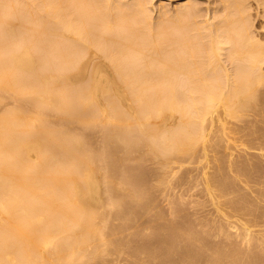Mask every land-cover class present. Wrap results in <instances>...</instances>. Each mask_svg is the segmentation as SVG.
<instances>
[{"label":"bare ground","instance_id":"1","mask_svg":"<svg viewBox=\"0 0 264 264\" xmlns=\"http://www.w3.org/2000/svg\"><path fill=\"white\" fill-rule=\"evenodd\" d=\"M167 1L178 5L0 0V264H94L122 248L149 258L145 264H173L179 249L192 261L208 254L195 241L202 237L175 221L163 224L158 246L139 230L145 238L139 232L132 241L128 233L118 238L130 228V211L124 216L114 207L136 203L135 213L143 206L137 199L149 181L139 163L147 145L162 157L154 156L163 170L206 145L211 134L203 125L215 116L223 126L248 112L264 126V0H255L263 9L247 0H210L206 9L198 0ZM252 6L261 9L255 16ZM257 16L262 19L254 25ZM91 125L99 134H78ZM217 136L209 139L212 151L221 146ZM249 167L235 172L249 177ZM223 176L217 185L234 188ZM160 178L158 185L167 181ZM105 212L111 220L100 217ZM233 245L214 253L244 264ZM247 255L248 264H264V256Z\"/></svg>","mask_w":264,"mask_h":264},{"label":"rangeland","instance_id":"2","mask_svg":"<svg viewBox=\"0 0 264 264\" xmlns=\"http://www.w3.org/2000/svg\"><path fill=\"white\" fill-rule=\"evenodd\" d=\"M193 1L196 2V0H193ZM198 1H200V2H198ZM198 1L197 2L199 4V6L202 7V9H206L207 7H209L211 5V1H213V0H211V1L210 0H198ZM201 1H202V3H201ZM204 1H206V2H204ZM247 1L250 2V3L248 2L249 5H247L248 3L246 2L247 6H251L252 3L255 4V0H247ZM160 2H162V0H158V1L152 0V3L155 6H157L158 5L157 3H160ZM163 3L167 6L170 5V7H176V5H178L177 3H171L170 4L167 0H163ZM172 4H174V5L172 6ZM257 4L259 5L258 6L259 8L262 5V4L260 5L258 1L255 5H257ZM252 7H254V8L250 9V13L254 15L255 12L256 13L258 12L257 9H259V8L255 7V6H252ZM248 8H250V7H248ZM261 9H263V8L261 7ZM261 9H259V11ZM259 18H261V17H258V16H257V18L254 17V19H255L254 25L259 24V22L262 19L261 18L259 20ZM12 101H11V99H8V98L3 100L4 105H7L6 107H10L11 104L13 105ZM219 114H221V115H219ZM246 114H245L246 116L244 115L240 120H236V121L234 120L233 122H229L227 120V122L229 124L227 122H225V119L223 118L224 119L223 120L224 125L222 124L223 126H219L218 120L215 118L216 116L214 117V119H216L217 122L214 119L213 120L209 119L208 121H206L203 126L205 127L206 132H208L212 135V136L211 135L209 136L208 140L210 139V137L215 138L217 135L218 136L216 139L218 140V138H220V136H222L221 137L222 140L220 138V142L222 141L221 142L222 144L220 143L221 146H216L217 148L213 149L214 151H212V149H210L211 148L210 140L212 142L216 141V140L215 139L214 140L210 139L209 141L207 140L206 141L207 143L206 142L204 143L207 146L206 145L199 146V148L197 149L198 152L196 151L195 155H191V156L187 155V156H183L182 158L180 157V159H178L179 160L178 162L175 161V162L169 164V166H167L163 170L161 167L162 164L161 163H160L161 165L157 164L158 160H156V159H160L162 157H160L159 155L156 156V154H154V149H153L154 147L152 146V144H150V146L147 145V147L145 149H143V151L145 152L144 154H143V151L141 150L140 154L141 153H142L141 155L146 154L145 156H147V157L145 159L147 160V158H148V160L146 161L145 159H143V161L145 160L144 163H142L143 161L139 163L140 166L141 165H142V167L145 166V168H143V170H141L142 167L141 168L139 167L140 171H143V172H141L140 175L143 176V174H145V176L147 177L149 174L150 179L145 178V176H144V179H147L150 183L147 181L148 182V184H146L147 186L145 185L146 187L144 186V190L142 189L144 192V195L140 194L141 192L139 193L140 195H143V196H142V198L139 197L137 199L138 200L137 204L139 203V200L140 201L142 200L140 203L143 206H140V207H142V209H146L148 212L146 210L145 211H143L142 209L140 210V207L139 208L135 207L136 208V210H135L136 214L139 212L137 209L140 210V212L138 213V217H137L136 214L134 213V209H133L134 206L132 207V204L134 205L136 203H129L130 207H127V205H125L126 209L122 207L123 205L122 206L120 205L122 209L120 208V206L114 207L117 209L119 208L120 212H122L121 214H124V216H125V213L127 212V208H129L128 211H130V212L128 215L127 214L126 215L130 216L129 217L130 218L129 224L131 225V226L129 225L130 228H128L129 229L128 231L125 230L126 231L125 233L123 232L122 234H120V236L116 235L117 233H115V235L118 236V238H121L124 234V236L127 238V233L129 234L128 235L129 237L130 236L132 237V235L134 236L137 232L142 231L144 233V235L148 234L147 235L148 238L147 237L146 238L148 239V241L150 239L149 243L151 241H153V237H154V241L156 239V244L158 246L160 244L161 239H162L161 232L163 231L164 228H166L164 226L168 222L169 223L167 225L171 224L170 222H172V224H173L174 223L173 221H175V224L178 223L181 225V227L185 225L183 227L185 230L190 229V231L189 230L188 231L191 233V235H194V233H195V235H196L195 237H200V238L202 237L201 239L195 238V241L197 242V244L199 243L198 241H200L199 244L204 245L203 247L206 249V251L209 255L206 254V252H204V254L202 256H199L200 258L198 260H201V261H198L197 259L192 261V259L188 256L189 253L186 250H180L179 249V250L174 251L172 253L174 258L171 256V259H169V260L173 261V264H225V263L228 264L227 260L230 261V258L232 259V257H230L229 255L227 256V254L226 255L220 254V255H223V256L225 255V256L221 257L219 255L220 257L219 256L217 257L214 252L217 249V247H222V245L224 248L226 246H227V248H230L233 245L232 243H234L233 246H236V244L238 243L237 250L240 247L241 251L243 252L241 254L240 250H239L238 255L241 254L240 256L241 257L243 256L244 260H245V257L247 254H248L247 255L248 257L250 256V254H252L251 256H256V255L264 256V126L258 122L255 123L253 121L254 117L252 116L251 113L248 114V112H247ZM218 115H219V119H220L219 121H221L220 117H224L222 110L220 111V109H219ZM251 116L253 118H251ZM209 121H211V122H209ZM249 122L250 123L253 122V123L250 124ZM94 125L86 126L88 128L85 127V129L82 128V130L79 129L78 134L82 135L83 137L89 135V133L91 134L90 136H94L97 133L99 134L98 126L97 127L95 126L96 127L95 128ZM220 125H221V123H220ZM94 129H96V130H94ZM79 131H84V132L79 133ZM221 133H223V134H221ZM213 134L214 135L217 134V135L214 136ZM205 146H206V148H205ZM203 147H204V149H203ZM207 148H209V149H207ZM205 149H207V150H205ZM148 150L150 152L152 151L153 153L151 155H149L150 152L148 153L147 152ZM147 153H148V155H147ZM154 156L156 157V159ZM215 156H218L219 160H216L217 158ZM141 158H143V156H141ZM152 159H153V161H152ZM220 159H221V161H220ZM160 161H161V159H160ZM160 161H158V162H160ZM222 162H224L223 163L224 165H222ZM218 163L221 164L222 166H224V168H225L224 172H222L223 167L221 168V165H219ZM249 163H250V167H252V169H251L252 173H250L249 177H248V175L246 177L244 175H241V173L238 174V172L237 173L235 172L236 167L241 168L244 165L246 167V166H249ZM253 163H257L256 164V165H258L257 168H254L255 164L253 165ZM158 165L160 166V168H161L160 170H162V171L157 169ZM251 165H253V166H251ZM256 165H255V167H256ZM219 166L221 169L219 168ZM153 169H155V171ZM101 171L97 172L99 176L101 175L100 174ZM147 171H148V174H146ZM218 171L221 172V174H219ZM162 172H164V173H162ZM226 174H227V176H226ZM207 175L209 177H207ZM217 175L219 177L224 175L225 177L224 176L223 177L224 178L227 177L226 179H228V176H229V179L232 180L234 188L217 185V181H216V179L218 177ZM97 176H96V178H98ZM101 176H100L101 178L98 179V181L100 183L103 181V175H101ZM157 176H158V178H157ZM204 176L206 177V179ZM214 176H215V178H214ZM212 177L215 180L212 179ZM223 177H221L220 179H222ZM159 178L161 180H164V178L167 180V181H165V183L163 181L161 182L164 185L163 184L158 185L157 180ZM208 179H210V180L212 179L211 183H210V180H208ZM206 181H209L208 186H207L208 183ZM147 182L145 181V183H147ZM154 184H155V187L157 190H153V188L155 189V187L152 186ZM159 184H160V182H159ZM101 186H102V183L98 185L97 195H102V194H100L101 189L103 190V187H101ZM151 187H153V188H151ZM145 188H146V190H145ZM148 190L150 191L151 195L148 193ZM152 190L155 192H151ZM102 193H103V191H102ZM153 193H154V196H153ZM145 194L147 195V200H144V198L146 197ZM148 194H149V196H148ZM152 196H153V199H152ZM100 197H102V196H100ZM148 197H150V198L148 199ZM144 201L149 202V204L146 202L144 204L143 203ZM155 202H156V205H155ZM146 205L149 208H146ZM130 208L133 211H131ZM114 210H113V212H114ZM119 210H117V211H119ZM117 211H115V212H117ZM124 211H126V212L124 213ZM141 211H143V212H141ZM113 212L111 211V213H113ZM115 212L113 214H115ZM120 212L119 213L117 212V213L120 214ZM111 213L105 212V216L103 217V215L101 214L100 217L102 216L103 220H105L104 218L107 219L108 217H106V216H110L109 214H111ZM140 213H142V214H140ZM132 214H133V216L135 215L134 216L135 218L133 217L134 220L132 219L133 223L130 222ZM113 216L114 215H112V217ZM112 217H109L108 219L111 220ZM114 218H113V220H114ZM156 218H157V220H155ZM177 220L178 221L182 220V222L179 221L180 222L179 223ZM114 221H113L114 223H116V222L119 223L118 220L117 221L114 220ZM150 221H152V222H150ZM114 223H112V224L114 225ZM116 224H115V226H116ZM163 224H164V226H163ZM118 225L119 224H117V226ZM162 226H163V228H162ZM106 228L109 229L110 227L108 226ZM157 228H158V231H157ZM160 228H162V229H160ZM245 228L247 229L246 231H245ZM103 229H105V227ZM160 230H161V232H160ZM154 231H155V233H154ZM199 231H200V233H199ZM103 232H105V231H103ZM103 232H102V234H103ZM107 232H108V230L106 231V233ZM133 232H134V234H133ZM140 232H139V234H140ZM196 232H198V233H196ZM106 233H105V235L108 236V234L110 232L107 234ZM115 235L113 237H115ZM142 235L140 237H142ZM199 235H201V236H199ZM104 237H106V236H104ZM109 237H112L111 234ZM109 237H107L105 239L107 240ZM129 237H128V239L131 238V237L130 238ZM142 238H145V237H142ZM116 239H117V237H116ZM111 240L114 241V238L113 239L110 238L109 242H111ZM132 240H133V237L129 241H132ZM141 240L145 241L146 239H141ZM158 240H159V243H157ZM248 240H250V242ZM129 241H128V244H132V242L129 243ZM148 241H147V244H148ZM201 241H202V243H201ZM117 242H118V239H117ZM117 242H112V243H117ZM152 244H155V242ZM156 244H155V246H156ZM227 244L230 246H228ZM133 245H130V246L128 245V247H131ZM197 247H199V245H197ZM206 247H208V249H209V247L211 248L210 252H208V249ZM214 248H216V249H214ZM122 249H121L122 250L121 253H120L121 250H117V252L119 251V253H117L116 250L115 251L112 250V252L113 251L116 252L114 254H117V255H114L112 253L113 255L109 254L108 256H106L105 260L107 262L100 260L101 261V263H100V261L97 262L98 260L97 261L94 260V264H106V263L107 264L108 263L109 264H138V263L139 264H145V263H147L146 260L144 261L145 257L137 256L138 257L137 258L135 256L136 254L133 252L134 248H129L130 250L125 249V248H122ZM183 251L185 254L183 253ZM131 252H132V254H131ZM187 253H188V255H187ZM211 253H212V255H211ZM236 253H237V251H236ZM181 254H184V255H181ZM233 254H234V256L237 255V254L235 255V253H233ZM253 254H255V255H253ZM130 255H131V257H129ZM133 255L136 257L137 260L135 259V257ZM213 255H215L216 258ZM183 256H185V257H183ZM225 257H226V259H225ZM227 257H229V258L227 259ZM217 258H218V260H217ZM145 259L150 261L149 258H145ZM241 259H242L244 264H248L246 260L244 261L243 258H241ZM142 261H144V263ZM151 264H162V263L159 261L158 262L155 261L154 263L152 262ZM163 264H164V262H163Z\"/></svg>","mask_w":264,"mask_h":264}]
</instances>
